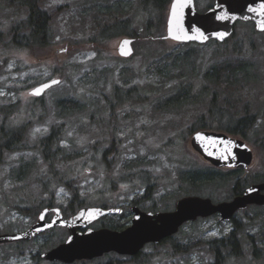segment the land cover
<instances>
[{
    "label": "rangeland",
    "instance_id": "rangeland-1",
    "mask_svg": "<svg viewBox=\"0 0 264 264\" xmlns=\"http://www.w3.org/2000/svg\"><path fill=\"white\" fill-rule=\"evenodd\" d=\"M194 1L199 13L214 3V0ZM106 3L125 4L128 17L137 20L134 26L138 25L142 31L141 0H46L45 7L52 17L54 30L53 46L40 53L0 48V108L14 106L13 116L7 118L10 126L29 124L26 137L29 149L5 154L1 160L0 234L23 232L34 223L36 218L32 219L17 209L29 206L28 199L33 200L35 206L50 199L49 193H44L41 187L51 174L43 160L39 141L47 136L52 126L59 124L64 125L66 132L57 145L64 149L66 155L71 154L72 159L58 164L57 169L67 172L73 179L71 187L79 189L86 204L84 207L106 204L124 210V218L118 220V216L112 215L104 219V227L112 221L128 227L132 201H139L138 207L146 212L173 211L175 202L186 196L209 198L213 203L230 201L236 179H229L225 186L206 183L199 189L180 181L181 172L193 169L212 168L223 174L231 171L212 167L189 146L191 135L199 130H211L209 125L211 131H220L221 127H233L240 118L254 117L256 122L247 130L245 139L236 136L243 139L254 153L252 166L240 174V183L247 188L264 181V32H256L249 24L237 22L232 37L216 52L215 45L210 42L195 47V65L202 66L204 70L214 62L231 58L247 59L254 64L256 76L250 84L234 93L228 103L223 104L219 99L216 105H211L212 94H200L203 84L195 82L194 94L201 95L197 101L178 109L164 108L161 102L175 93V75L180 68H174L171 60L165 69L163 61L151 66L152 61L174 56L180 48L176 46L181 44L165 40L159 44L158 40L141 37L133 43V55L122 59L116 49L123 37L101 45L91 43L96 34L95 26L104 22L103 14L96 11L104 10ZM167 11L160 29L152 28L156 38L165 35ZM13 19V11L0 8V34L7 31ZM191 47L194 46L188 49ZM56 78L61 79L60 84L48 90L40 101L28 95L36 85ZM115 86L121 89V94L125 89L137 87L144 96L143 103H136L134 98L124 103L115 100ZM221 93L219 90V96L223 95ZM60 99L76 104L78 110L70 116L59 117L60 110L56 104ZM2 120L0 116V123ZM200 124L206 125V129L200 128ZM36 129L41 131L33 135ZM111 141L116 145L118 155L109 154L103 162L101 153ZM128 165L133 168L127 169ZM26 166H29L26 169L28 174L18 179L19 171ZM143 179H149V192ZM52 183L53 186L57 184L55 181ZM52 190L55 207L66 208L69 190L65 186ZM142 197L145 199L143 202ZM262 208L250 207L236 215L235 219L242 227L243 233L239 235L244 248L239 261L229 260L226 264H264L262 260H251L247 245L250 237L259 236L260 229L264 232ZM59 229L19 246L15 243L1 245L0 264H50L32 259L31 255L39 249H42L39 254L52 249L54 242H64L67 232ZM233 230L232 222L221 223L215 215L185 224L175 235V241L181 245L206 242L224 238ZM142 251L138 261L132 262L126 257L115 259L111 255L112 260L108 262L209 264L212 261V255L207 251L174 254L169 244L146 246ZM105 258L108 257L88 262L105 264Z\"/></svg>",
    "mask_w": 264,
    "mask_h": 264
},
{
    "label": "trees",
    "instance_id": "trees-1",
    "mask_svg": "<svg viewBox=\"0 0 264 264\" xmlns=\"http://www.w3.org/2000/svg\"><path fill=\"white\" fill-rule=\"evenodd\" d=\"M45 2L46 0H0V8H5L13 11V15L15 17V19L12 20L11 24H9L7 31L4 34H0V48H2L4 51L15 50L27 53H40L50 49L53 46L54 30L52 28V17L46 10ZM170 2L171 0H141L142 9L140 13L141 17L144 18L142 19L143 22L141 21L143 23L142 31H140L138 25L134 26L137 20L135 21L133 18L128 17L129 11L126 10L127 6L125 4H104V10L98 9L96 11L98 14H103L104 22H100L95 26L96 34L92 37L91 43L101 45L118 37H129L133 38L134 40H138L139 38L144 37L148 40H158L159 44H163L164 41L161 38H156V36L151 31L152 28L158 30L160 29V26L163 24L165 12L167 11ZM246 24H249L252 28H254L253 24ZM141 32H143L144 34H141ZM228 40H226L224 43H226ZM210 43L215 45V52L217 48H220L224 44H220L215 41H210ZM190 46L194 47L188 49ZM198 46L202 45L181 44L176 46V48H180L177 49L178 53H176L174 56L158 58V60L152 61L151 66H157L158 62L163 61V68L165 69L168 65V60H171V65L174 68H180V70H178V74L175 75V78H177V82L175 83L177 84L175 87V93L161 102L164 108H181L186 104H191L194 101H197L199 99L198 96H201L200 94L202 93H205L207 95H209V93L212 94L211 105H216V101H219V99L223 101V104H226L229 102L228 99L234 93L238 92L245 85L250 84V82L256 76L254 64L247 59H223L219 62H214L205 70L202 66L197 67L194 60L197 55L194 54L196 52L195 47ZM195 82L203 84L202 90L200 89L199 95L194 94ZM219 90L222 92V96H219ZM123 92L124 94H121V89L115 86L113 90V98L122 103L133 98L135 99L136 103L138 102L140 105L143 103L144 96L138 92L137 87L125 89ZM34 99L36 101H40L39 98ZM56 105L60 110L59 117L62 118L70 116L78 110V106L76 104H73L66 100L60 99L57 101ZM12 108H14V106H11L7 109L0 108V116L3 119L0 123V164L5 154L26 151L29 149L26 139L29 124L24 123L19 126H10L9 124H7V118L13 116L14 114ZM255 122L256 121L254 120V117L252 118L245 116L238 119V121L234 123L235 125L233 127H221L219 129L220 131H223L229 135L239 136L245 139L247 130H249L255 124ZM202 125L203 124H200V128L206 129V125ZM208 127L212 130V127L210 125ZM214 129L216 128H213V130ZM191 131L196 130L191 129ZM65 132V127L62 124H59L58 126H52L47 136L43 137L39 141V147L42 153L43 160L46 165H48L49 172L51 174V178L46 177V180L41 185V187L42 191L44 193H49L51 197L47 201L40 202L37 206L33 205V200L28 199L29 206L23 207V209L17 208L20 213L32 219L37 218L42 209L47 207H55L52 192L54 190L52 189L57 188V186H65L70 192V199L67 207L62 209L60 208L64 217L73 215L77 210L83 208L86 205L84 199L80 197L79 189H77V186L71 187L73 179H70V177H68L67 172L57 169L58 164L66 163L67 161L72 159L71 154L66 155L64 149L60 147V145H57L58 142L62 140ZM117 150L118 149L116 145L111 141L110 146L107 149L103 150L101 153L102 161L104 162V159L109 154H112V156H117ZM106 164L109 165L108 163ZM28 167L29 166H26L24 167V169H21V171H19L20 176L18 177V179L25 178L27 173L26 169ZM126 168L130 169L133 168V166L128 165V167ZM181 173L182 174L180 177V181L188 186L193 187L194 189H199L206 183H213V185H215L216 187L218 185L225 186L231 178L236 179L231 190L233 197L242 194L246 188V186L242 182L240 183V174L242 173V171L239 170H231L228 173L223 174L212 168H199L189 170L187 172L183 171ZM53 181L57 182V184H54V186L52 185ZM143 181L144 184H146L145 188H147V192H149L151 187L149 184H147L149 182V179H143ZM144 200L145 199L143 198L142 202ZM131 203L138 206L140 205L139 201H132ZM102 208L109 207L104 204ZM262 209H264V206ZM237 214L238 213H236L230 221L233 223L234 230L224 238L181 245L175 241V236H173L171 238L163 240L159 245L169 244L171 246V251L174 252V254H189L192 250L207 251L212 255V261L209 264H226L229 260L239 261L241 259V250H243L244 247L242 242L243 239L239 235L242 227H240V225L237 223V220L235 219ZM125 216L126 215L123 213L118 217V220L124 218ZM105 227L115 231H121L125 228L124 225H121L117 221L108 222V224H105ZM56 230L60 229H52L40 236H45L48 233L52 234ZM40 236L36 237L32 241H35ZM249 239L250 240L249 242H247V245L249 246V249L251 251V260H262V262H264L263 229H260L259 236L254 235ZM22 244L26 243H15V245L18 246ZM57 245H59L58 242H54L51 248H54ZM147 246L156 247L157 245L150 244ZM41 250L42 249H39L38 252H40ZM38 252L34 255H31L32 259L42 261L39 258ZM111 255L114 256L115 259L123 257L113 253L104 255L108 257L105 258V264H112L110 262L112 260V257H110ZM142 255L143 251H141L135 257L126 258L129 261L134 262L138 261V259H141ZM108 260L110 261L108 262ZM73 264H89V262L79 261Z\"/></svg>",
    "mask_w": 264,
    "mask_h": 264
},
{
    "label": "water",
    "instance_id": "water-1",
    "mask_svg": "<svg viewBox=\"0 0 264 264\" xmlns=\"http://www.w3.org/2000/svg\"><path fill=\"white\" fill-rule=\"evenodd\" d=\"M173 4L176 5L175 10L172 8ZM218 16L222 19H217ZM237 22L251 23L256 32H264V0H214L213 5L202 13L196 10L194 0H171L165 35L161 39L176 44L205 45L210 41L221 44L233 35ZM134 41L129 37L120 40L116 49L120 58L128 59L133 55ZM53 81L58 83L54 84ZM60 82L59 78L45 81L33 87L28 95L41 98ZM45 85L48 87H44ZM37 89H41L40 94L32 95ZM189 146L203 161L217 169L247 171L254 161V153L244 140L221 132L197 131L191 135ZM252 206H264V182L253 184L230 201L220 203H213L209 198L186 196L175 202L173 211L145 212L133 206L130 209L131 223L121 231L90 228L105 216L121 214L120 208L84 207L65 218L60 208L47 207L40 211L27 230L0 234V246L29 242L51 229L63 228L67 230L65 241L39 254L40 260L73 264L92 261L111 253L135 257L147 245H158L176 235L187 223L215 215L219 222L228 223L236 213ZM49 213L53 215L47 220Z\"/></svg>",
    "mask_w": 264,
    "mask_h": 264
},
{
    "label": "flooded vegetation",
    "instance_id": "flooded-vegetation-1",
    "mask_svg": "<svg viewBox=\"0 0 264 264\" xmlns=\"http://www.w3.org/2000/svg\"><path fill=\"white\" fill-rule=\"evenodd\" d=\"M200 131V130H199ZM206 131H211V130H206ZM213 132H221V133H224V134H226V135H228V136H230V137H233V138H237L236 136H232V135H229V134H227V133H225V132H223V131H213ZM195 133V132H194ZM239 139H241V138H239ZM243 140V139H242ZM231 170H238V169H231ZM239 171H244V170H239ZM246 189V188H245ZM238 196V195H237ZM234 197H236V196H234ZM233 197V198H234ZM232 198V199H233ZM131 205H130V208H129V212H130V209L133 207V206H137L138 207V205H134V204H132V203H130ZM253 207V206H252ZM255 207V206H254ZM50 208H53V207H50ZM102 208V207H101ZM109 208H113V207H109ZM109 208H104V209H109ZM139 208V207H138ZM250 208V207H249ZM121 210H122V213L121 214H118V215H113V216H121L123 213H124V210L122 209V208H120ZM140 209V208H139ZM141 210V209H140ZM146 212V211H145ZM131 213V212H130ZM239 213V212H238ZM52 213H49L47 216H46V219L47 220H49L51 217H52ZM132 215V214H131ZM70 217V216H69ZM110 218V217H112V215H109V216H105V217H103V218H101V219H99L98 221H96V222H94L91 226H90V228L91 229H94V230H98V229H101V228H107V227H104V219H106V218ZM65 218H68V217H65ZM54 229H56V228H54ZM52 230V229H51ZM66 230V229H65ZM50 231V230H49ZM66 232H67V230H66ZM173 237V236H172ZM171 238V237H170ZM168 239V238H167ZM159 245V244H158Z\"/></svg>",
    "mask_w": 264,
    "mask_h": 264
},
{
    "label": "snow or ice",
    "instance_id": "snow-or-ice-1",
    "mask_svg": "<svg viewBox=\"0 0 264 264\" xmlns=\"http://www.w3.org/2000/svg\"><path fill=\"white\" fill-rule=\"evenodd\" d=\"M181 6H182V5H181ZM172 8H173V10H175L176 5L173 4ZM217 19H222V17H219V16H218ZM125 43H127V42H125ZM53 83H54V84H55V83H58V81H53ZM44 87H48V85H45ZM40 92H41V89H37L34 93H32V95H39ZM40 131H41L40 129H36V130L34 131L33 135H35L36 132H40ZM45 131H46V129H45ZM157 171H159V169H157ZM211 235H216V233H211Z\"/></svg>",
    "mask_w": 264,
    "mask_h": 264
}]
</instances>
